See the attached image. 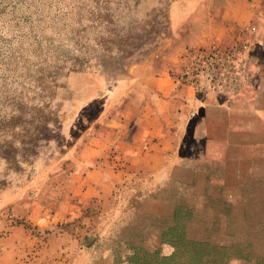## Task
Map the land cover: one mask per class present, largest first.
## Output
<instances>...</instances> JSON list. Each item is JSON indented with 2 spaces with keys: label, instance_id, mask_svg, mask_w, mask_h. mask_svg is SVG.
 <instances>
[{
  "label": "rangeland",
  "instance_id": "obj_1",
  "mask_svg": "<svg viewBox=\"0 0 264 264\" xmlns=\"http://www.w3.org/2000/svg\"><path fill=\"white\" fill-rule=\"evenodd\" d=\"M212 1L0 0V264H13L3 253L11 242L3 238L23 221L21 206L64 184L72 159L104 121L131 68L172 46L179 15L210 13ZM255 27L245 39L264 63V1ZM259 128L236 133L234 140L244 143L230 146H208L191 132L184 148L194 158L189 168L137 175L118 186L83 241L89 260L130 264L137 246L148 249V264H159L157 248L174 252L170 243L160 245L161 234L180 224L181 240L251 241L253 254H264V230L252 227L264 222V125ZM28 234L34 240L27 256L39 264L48 233L31 228L16 238ZM84 252L72 263L86 264ZM189 253L186 248L184 256ZM253 254L224 264H258Z\"/></svg>",
  "mask_w": 264,
  "mask_h": 264
},
{
  "label": "crops",
  "instance_id": "obj_2",
  "mask_svg": "<svg viewBox=\"0 0 264 264\" xmlns=\"http://www.w3.org/2000/svg\"><path fill=\"white\" fill-rule=\"evenodd\" d=\"M263 1L216 0L210 13L178 16L172 46L158 52L156 60L131 68L128 81L119 84L122 90L111 96L104 121L72 159L64 184H54L21 206L23 221L3 238L11 242L3 253L12 256L13 264L27 260L32 264V256L26 253L34 240L32 234L16 238L18 232L31 228L48 233L39 264H75V255L84 252V239L99 226L103 209L118 186L137 175L189 168L194 158L184 148L191 132L208 146L215 142L241 145L244 141L234 140L236 133L254 132L264 125V63H259L254 43L256 75L239 96L198 92L175 80L187 47L234 44L249 38ZM83 254L86 264H93L91 252Z\"/></svg>",
  "mask_w": 264,
  "mask_h": 264
},
{
  "label": "built area",
  "instance_id": "obj_3",
  "mask_svg": "<svg viewBox=\"0 0 264 264\" xmlns=\"http://www.w3.org/2000/svg\"><path fill=\"white\" fill-rule=\"evenodd\" d=\"M255 75L252 43L243 38L234 44L187 47L175 80L198 92L235 97L251 86Z\"/></svg>",
  "mask_w": 264,
  "mask_h": 264
},
{
  "label": "trees",
  "instance_id": "obj_4",
  "mask_svg": "<svg viewBox=\"0 0 264 264\" xmlns=\"http://www.w3.org/2000/svg\"><path fill=\"white\" fill-rule=\"evenodd\" d=\"M175 216V215H174ZM253 228L258 231L264 230V222L259 221L252 225ZM185 233L184 225L170 226L168 230L162 233V238L159 240L160 245L164 243H170L174 246V252L170 255L161 254V250L157 248L155 251V260L159 264H224L233 257L243 256L242 254H253V242L248 241L246 243L234 242L231 245H220L209 241H188L179 239L180 234ZM170 236V237H166ZM135 246V245H134ZM189 248V256H184V250ZM244 252V253H242ZM143 253V254H142ZM142 254V255H141ZM132 256L129 258L130 264H148L150 261H146L145 257L149 256L148 249L134 247ZM253 256V257H252ZM254 258L258 264H264V254L251 255L250 259Z\"/></svg>",
  "mask_w": 264,
  "mask_h": 264
}]
</instances>
